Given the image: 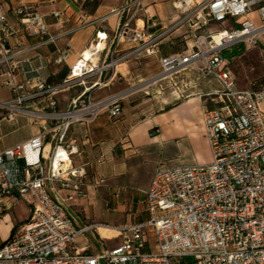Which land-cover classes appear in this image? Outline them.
Here are the masks:
<instances>
[{"label":"built area","instance_id":"2783aa9c","mask_svg":"<svg viewBox=\"0 0 264 264\" xmlns=\"http://www.w3.org/2000/svg\"><path fill=\"white\" fill-rule=\"evenodd\" d=\"M144 1L126 0L115 9L119 20L113 36L98 31L68 75L54 84L40 76L19 80V55L60 36L51 34L37 7L14 8L17 25L0 5V74L13 93L0 102V110H9V119L20 113L48 121L38 134L0 151V218L20 199L31 206L27 221L0 246V264H264V79L239 88L232 60L224 55L241 43L264 47L262 0H178L183 16L171 28L188 24L192 45L161 57L157 80L193 69L219 85L205 93L202 106L210 162L157 170L144 197L149 218L142 222L79 226L54 194L61 186L73 190L68 199L87 196V172L74 164L78 150L68 139L72 125L104 110L113 117L123 114V94L96 99L92 88L103 81L92 79L112 75L120 63L140 54L159 53L164 32L148 34L135 25ZM255 8L258 21L251 16ZM53 15L60 18L62 12ZM230 18L236 20L232 28L210 29ZM21 32L41 40L17 50L9 40ZM121 43L131 46L122 50ZM69 48L68 43L63 56ZM77 87L82 90L68 108L58 110L57 95ZM101 226L116 230L121 242L94 253L89 245L74 246L85 234L104 245L108 238L99 232Z\"/></svg>","mask_w":264,"mask_h":264},{"label":"crops","instance_id":"0c3cea01","mask_svg":"<svg viewBox=\"0 0 264 264\" xmlns=\"http://www.w3.org/2000/svg\"><path fill=\"white\" fill-rule=\"evenodd\" d=\"M125 1L0 0L10 20L17 25L14 8L21 5L37 7L45 15L51 34L60 36L56 42L19 55L18 79L40 76L51 84L63 80L79 54L94 42L98 31L113 36L119 20L115 9ZM202 1L193 0L196 3ZM55 11L62 12V16L55 17ZM182 16L178 0H145L135 25L148 34L164 32L159 53L152 56L140 54L120 63L112 75L95 77L91 81H103L92 88L96 99L123 94L120 101L123 114L113 117L104 110L93 120L73 124L68 132V139L74 140L78 150L73 155V162L87 172V196L68 199L73 190L61 186L54 188V194L65 202L79 226L96 222L116 225L146 221L149 214L144 197L157 170L212 160L202 106L205 93L219 89V85L193 69L157 80L162 72L160 58L186 51L192 45L188 24L171 28ZM251 16L258 19L256 8ZM234 25L236 20L230 18L220 23V27L212 25L210 29L232 28ZM71 30L74 31L68 33ZM40 40L38 36L26 37L21 32L11 37L9 44L18 50ZM68 43V54L63 56L62 50ZM130 46L121 43L119 47L125 50ZM4 79L0 74V102L13 96ZM81 90L82 87H77L58 94V110H66L71 99ZM9 113L6 118L0 114V151L28 140L48 124L45 119L29 120L20 113L9 119ZM22 201L28 212L21 220L24 221L31 214V206L24 199L15 206ZM105 235L108 239L104 245L99 244L92 234H85L76 239L74 246L82 249L89 245L90 252L94 253L121 242L117 234L107 232Z\"/></svg>","mask_w":264,"mask_h":264},{"label":"rangeland","instance_id":"374dc122","mask_svg":"<svg viewBox=\"0 0 264 264\" xmlns=\"http://www.w3.org/2000/svg\"><path fill=\"white\" fill-rule=\"evenodd\" d=\"M258 21L257 18H255ZM229 24V23H227ZM216 27H220V23H212ZM236 53L232 54V51ZM225 56L231 58V67L237 79L239 88L250 87L254 82L264 79V47L258 44L254 47L246 48L244 43L238 44L229 51L224 52ZM238 55V57H236ZM236 57V58H235ZM2 115H6L10 111L7 109L0 110ZM28 214L25 202H21L12 209L6 211L0 218V245L6 241L12 233L26 221H21ZM89 224V223H88ZM119 225V224H116ZM151 245H154L153 234L150 233ZM184 262L190 263L193 261L192 257H184Z\"/></svg>","mask_w":264,"mask_h":264},{"label":"bare ground","instance_id":"6f19581e","mask_svg":"<svg viewBox=\"0 0 264 264\" xmlns=\"http://www.w3.org/2000/svg\"><path fill=\"white\" fill-rule=\"evenodd\" d=\"M99 232L106 237V233H114V234H118V232L116 230H113V229H110V228H107L105 226H101L99 229Z\"/></svg>","mask_w":264,"mask_h":264},{"label":"trees","instance_id":"16d2710c","mask_svg":"<svg viewBox=\"0 0 264 264\" xmlns=\"http://www.w3.org/2000/svg\"><path fill=\"white\" fill-rule=\"evenodd\" d=\"M27 221V220H26ZM13 234V233H12ZM5 243V241L0 245V246H2L3 244Z\"/></svg>","mask_w":264,"mask_h":264},{"label":"water","instance_id":"95a60500","mask_svg":"<svg viewBox=\"0 0 264 264\" xmlns=\"http://www.w3.org/2000/svg\"><path fill=\"white\" fill-rule=\"evenodd\" d=\"M232 53H234V52H232Z\"/></svg>","mask_w":264,"mask_h":264}]
</instances>
